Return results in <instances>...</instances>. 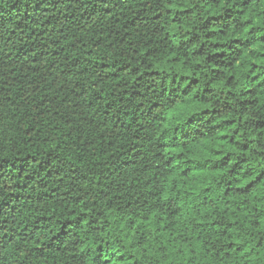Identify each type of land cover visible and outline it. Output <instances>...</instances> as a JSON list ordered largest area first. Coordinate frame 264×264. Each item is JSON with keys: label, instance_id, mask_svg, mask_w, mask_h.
Listing matches in <instances>:
<instances>
[{"label": "trees", "instance_id": "16d2710c", "mask_svg": "<svg viewBox=\"0 0 264 264\" xmlns=\"http://www.w3.org/2000/svg\"><path fill=\"white\" fill-rule=\"evenodd\" d=\"M0 264H264V0H0Z\"/></svg>", "mask_w": 264, "mask_h": 264}]
</instances>
